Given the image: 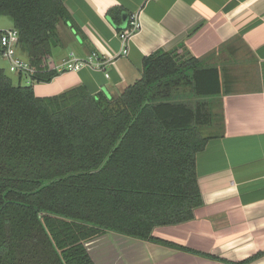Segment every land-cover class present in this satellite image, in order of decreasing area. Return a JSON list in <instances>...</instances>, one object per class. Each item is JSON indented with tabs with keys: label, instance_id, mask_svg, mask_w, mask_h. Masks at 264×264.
I'll use <instances>...</instances> for the list:
<instances>
[{
	"label": "trees",
	"instance_id": "16d2710c",
	"mask_svg": "<svg viewBox=\"0 0 264 264\" xmlns=\"http://www.w3.org/2000/svg\"><path fill=\"white\" fill-rule=\"evenodd\" d=\"M120 11L109 10L115 22ZM0 15L35 69L15 84L0 67V264H95L85 242L106 231L196 252L152 232L203 203L196 157L210 139L203 99L221 92L217 68L180 44L144 57L140 78L111 97L84 85L38 97L34 83L57 75L64 0H0Z\"/></svg>",
	"mask_w": 264,
	"mask_h": 264
},
{
	"label": "crops",
	"instance_id": "0c3cea01",
	"mask_svg": "<svg viewBox=\"0 0 264 264\" xmlns=\"http://www.w3.org/2000/svg\"><path fill=\"white\" fill-rule=\"evenodd\" d=\"M64 5L71 19L57 27L52 67L94 52L108 62L101 70H56L50 81L34 83L38 97L80 85L111 97L140 78L144 57L180 44V53L216 67L221 82L219 94L203 99L210 113L202 127L210 139L196 157L203 203L193 218L152 232L197 253L106 231L85 242L94 263L264 264V0H64ZM114 8L121 9L117 22L109 13ZM132 15L140 25L123 42L119 33Z\"/></svg>",
	"mask_w": 264,
	"mask_h": 264
},
{
	"label": "built area",
	"instance_id": "2783aa9c",
	"mask_svg": "<svg viewBox=\"0 0 264 264\" xmlns=\"http://www.w3.org/2000/svg\"><path fill=\"white\" fill-rule=\"evenodd\" d=\"M149 0H145L147 2ZM139 21L135 15L131 16L129 26L125 28L119 37L123 42H126L129 39L131 33H133L139 27ZM18 30L16 28H6L0 30V49L1 55L9 63V70L17 74L23 73L26 75H31L35 72L29 63L18 56L16 51V43L18 41ZM122 52L127 53V48H123ZM108 60L102 59L97 53H92L84 59L72 58L69 60L63 61V63L56 67V70H70L75 71L79 68L86 66L94 69H103L104 65ZM107 75V74H106Z\"/></svg>",
	"mask_w": 264,
	"mask_h": 264
},
{
	"label": "rangeland",
	"instance_id": "374dc122",
	"mask_svg": "<svg viewBox=\"0 0 264 264\" xmlns=\"http://www.w3.org/2000/svg\"><path fill=\"white\" fill-rule=\"evenodd\" d=\"M13 27L12 19L7 15H0V30ZM58 38V33L56 34V39ZM58 43H61V39L59 38ZM0 67H2L5 73L12 79V81L16 84L18 83V74L9 70V63L4 57L0 55ZM22 85L29 84L30 80L25 75L21 76L19 81Z\"/></svg>",
	"mask_w": 264,
	"mask_h": 264
},
{
	"label": "water",
	"instance_id": "95a60500",
	"mask_svg": "<svg viewBox=\"0 0 264 264\" xmlns=\"http://www.w3.org/2000/svg\"><path fill=\"white\" fill-rule=\"evenodd\" d=\"M123 24H125V20H123ZM53 44H55V41L52 39Z\"/></svg>",
	"mask_w": 264,
	"mask_h": 264
}]
</instances>
